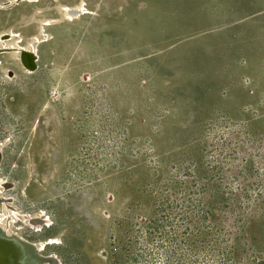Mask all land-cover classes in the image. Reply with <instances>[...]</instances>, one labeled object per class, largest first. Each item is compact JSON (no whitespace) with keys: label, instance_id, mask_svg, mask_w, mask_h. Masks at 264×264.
Instances as JSON below:
<instances>
[{"label":"rangeland","instance_id":"1","mask_svg":"<svg viewBox=\"0 0 264 264\" xmlns=\"http://www.w3.org/2000/svg\"><path fill=\"white\" fill-rule=\"evenodd\" d=\"M0 223L3 264H264V0H0Z\"/></svg>","mask_w":264,"mask_h":264},{"label":"trees","instance_id":"2","mask_svg":"<svg viewBox=\"0 0 264 264\" xmlns=\"http://www.w3.org/2000/svg\"><path fill=\"white\" fill-rule=\"evenodd\" d=\"M178 250L175 244L173 249H163L164 259L161 264H195L196 261H192L180 254H175ZM154 257L146 249H140L133 257H117L116 263L114 264H127L128 262H135L136 264H154ZM223 264H228L227 261Z\"/></svg>","mask_w":264,"mask_h":264},{"label":"bare ground","instance_id":"3","mask_svg":"<svg viewBox=\"0 0 264 264\" xmlns=\"http://www.w3.org/2000/svg\"><path fill=\"white\" fill-rule=\"evenodd\" d=\"M20 1V0H19ZM80 11L79 10H77V9H73V11H69V13L71 14V13H75V14H78ZM86 12L84 11L82 14H85ZM76 16V15H75ZM7 36V35H6ZM3 40V39H2ZM34 53V52H33ZM26 217V216H25ZM8 219H10V216H9V218ZM11 220V219H10ZM9 220V221H10ZM24 223V222H23ZM43 224V223H42ZM24 225H25V223H24ZM7 228H5V227H3V225L0 223V232H1V234L3 235V236H5V237H15V239H18L19 240V238H17L16 236H9L10 234L7 232ZM15 239H12L13 241H11L10 240V242H12V244H13V246H17V248L19 247H23V244L20 242L21 241V239H20V241H16ZM4 242H6V241H4ZM52 241H48V242H46V243H43L42 245L43 246H45L46 244H50ZM53 243V242H52ZM34 248H35V245L34 246H30L29 248H28V251L30 250H34ZM2 249V248H1ZM41 249V248H40ZM40 249H37V251L39 250L40 251ZM20 250V249H19ZM18 250V251H19ZM23 250V249H22ZM38 251V252H39ZM21 252V251H20ZM25 252V251H24ZM8 254V253H7ZM18 254H20V253H18ZM23 254V253H22ZM25 254V253H24ZM2 255V254H1ZM10 255V254H9ZM8 255V256H9ZM33 255V254H32ZM12 256H13V254H12ZM20 256V255H19ZM39 256V255H38ZM21 257V256H20ZM27 257H28V255H27ZM17 258H19V257H17ZM7 261V260H6ZM17 262V261H16ZM21 262V261H20ZM11 263V262H10ZM0 264H3V261L0 259ZM13 264V263H12ZM29 264V263H28ZM49 264V263H48Z\"/></svg>","mask_w":264,"mask_h":264}]
</instances>
